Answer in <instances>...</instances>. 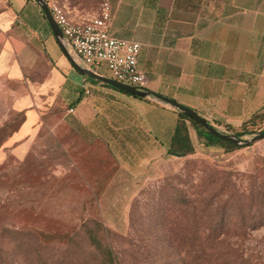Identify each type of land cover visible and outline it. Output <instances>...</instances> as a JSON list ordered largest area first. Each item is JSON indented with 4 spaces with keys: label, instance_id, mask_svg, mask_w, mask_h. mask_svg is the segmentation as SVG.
Segmentation results:
<instances>
[{
    "label": "crops",
    "instance_id": "0c3cea01",
    "mask_svg": "<svg viewBox=\"0 0 264 264\" xmlns=\"http://www.w3.org/2000/svg\"><path fill=\"white\" fill-rule=\"evenodd\" d=\"M53 2L74 23L99 13L100 3L90 13L80 4ZM108 2L111 34L141 46L146 91L227 134L264 109V0ZM0 86L4 106L24 115L5 147L22 156L43 111L61 112L79 176L95 190L103 220H127L141 186L167 175L181 158L222 148L167 104L89 82L61 51L35 0H0Z\"/></svg>",
    "mask_w": 264,
    "mask_h": 264
},
{
    "label": "rangeland",
    "instance_id": "374dc122",
    "mask_svg": "<svg viewBox=\"0 0 264 264\" xmlns=\"http://www.w3.org/2000/svg\"><path fill=\"white\" fill-rule=\"evenodd\" d=\"M58 2L91 13L101 0ZM2 96L0 86V140L24 117L9 111ZM70 137L62 131L61 112L52 117L44 110L38 135L24 141L22 156L1 144L0 264H104L93 237L109 247L113 264H264V194H258L264 193V139L247 147L221 143L215 154L181 158L167 175L141 186L127 220L112 221L102 219L95 190L79 176ZM248 195L258 196L259 205L225 211L228 222L221 231L196 223L214 215L208 203L221 209L225 199ZM209 233L225 235L224 244H212Z\"/></svg>",
    "mask_w": 264,
    "mask_h": 264
},
{
    "label": "built area",
    "instance_id": "2783aa9c",
    "mask_svg": "<svg viewBox=\"0 0 264 264\" xmlns=\"http://www.w3.org/2000/svg\"><path fill=\"white\" fill-rule=\"evenodd\" d=\"M45 1L67 50L83 67L92 72L104 69L110 79L140 91L146 89V77L138 66L141 46L138 42L118 39L111 34L108 0H101L98 15L83 23L72 22L65 10L53 0Z\"/></svg>",
    "mask_w": 264,
    "mask_h": 264
},
{
    "label": "water",
    "instance_id": "95a60500",
    "mask_svg": "<svg viewBox=\"0 0 264 264\" xmlns=\"http://www.w3.org/2000/svg\"><path fill=\"white\" fill-rule=\"evenodd\" d=\"M35 2L39 6L43 16L45 17L46 22H47V24H48V26L52 32V35L55 38L57 44L59 45L61 51L64 53V55L71 62L72 66L80 74L87 76L89 78H92L96 81L102 82L104 84H107L111 87L116 88L117 90H120L122 92L130 94L132 96H137V97H142V98L152 97V98L158 100L159 102L167 104V105L171 106L172 108L180 111L181 113H184L190 120H192L193 122L202 126L208 133H210L211 135H213L217 139L221 140L222 142L230 143L235 147H247V146H250V145L264 139V130L261 131L260 133L256 134V135L252 136L249 139L238 138L234 134H227L225 132L218 130L217 128L213 127L212 125H210L204 118L199 116L192 109H189V108L175 102L174 100L161 97L159 95H156V94L149 92V91H146V90L140 91L133 86H129V85L117 82L113 79L100 76V75H98V74H96V73H94V72H92L86 68H82V67L78 66L72 60V58L70 57V55L68 53V50L64 44L63 35L52 19V16H51L47 2L45 0H35Z\"/></svg>",
    "mask_w": 264,
    "mask_h": 264
},
{
    "label": "trees",
    "instance_id": "16d2710c",
    "mask_svg": "<svg viewBox=\"0 0 264 264\" xmlns=\"http://www.w3.org/2000/svg\"><path fill=\"white\" fill-rule=\"evenodd\" d=\"M179 115L184 118L189 120L193 125L195 126H200L199 124L193 122L192 120H190L184 113L179 112ZM260 124H262L263 128L257 130V132H261L264 130V109L256 114L255 116H253L249 121L245 122L238 130H235L231 127L227 128V131L234 134L235 136H237L238 138H242L243 136H248V135H253L255 134L256 129H254L256 126H260ZM202 127V126H200ZM17 129V128H16ZM15 129V130H16ZM13 130L12 133L15 131ZM11 133V134H12ZM10 134V135H11ZM209 134V133H208ZM9 135V136H10ZM213 139L225 144V145H229L230 147H233L232 144L227 143V142H222L221 140L217 139L216 137H214L213 135L209 134ZM8 136V137H9ZM8 137H5L3 139L0 140V146L3 142L6 141V139H8ZM259 195H263L264 193H258ZM258 196H246L245 200H232V197H229L227 199H225L223 201V205L221 207V209L218 207V205H216L215 207L213 206V201L208 203V206L211 207V209L213 210L214 215H212V213H210L205 219H203L201 216L200 218L197 217V224L199 226H210L211 228V232L212 230H222L225 226V223L228 222V216L225 215V211H229L230 209H234L236 208L238 212H244V210L246 208H248L247 210H251L253 207L259 205L258 201L259 199H257ZM260 199H264V196H259ZM232 200V201H231ZM231 201V202H229ZM261 201V200H260ZM214 216V217H213ZM244 223H246V219H244L243 221ZM243 227V226H241ZM213 230V231H214ZM41 238L43 239H47V240H51V239H56L58 241H63L65 239V237H60V236H48V235H43ZM206 238L208 240H210V242L212 244H224V238L225 235L220 234H212L209 233ZM94 240V249H101L102 254L105 256V260H104V264H113V260L112 258V253L109 249V247L107 245H102L100 240L96 237H93Z\"/></svg>",
    "mask_w": 264,
    "mask_h": 264
}]
</instances>
